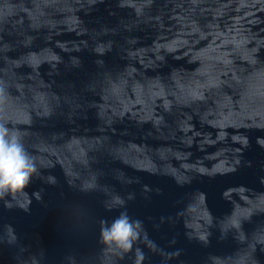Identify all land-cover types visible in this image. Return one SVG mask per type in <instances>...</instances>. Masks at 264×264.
I'll return each instance as SVG.
<instances>
[{
	"label": "water",
	"instance_id": "obj_1",
	"mask_svg": "<svg viewBox=\"0 0 264 264\" xmlns=\"http://www.w3.org/2000/svg\"><path fill=\"white\" fill-rule=\"evenodd\" d=\"M0 123V264H264V0H0Z\"/></svg>",
	"mask_w": 264,
	"mask_h": 264
},
{
	"label": "clouds",
	"instance_id": "obj_2",
	"mask_svg": "<svg viewBox=\"0 0 264 264\" xmlns=\"http://www.w3.org/2000/svg\"><path fill=\"white\" fill-rule=\"evenodd\" d=\"M36 171L22 138L8 124L0 123V196L23 190ZM140 225V221L132 220L124 210L110 224L106 219L101 221V241L106 246L129 252L139 237Z\"/></svg>",
	"mask_w": 264,
	"mask_h": 264
}]
</instances>
